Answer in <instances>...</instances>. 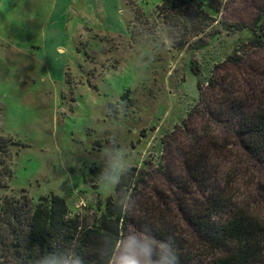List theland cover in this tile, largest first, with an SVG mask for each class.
Segmentation results:
<instances>
[{"label":"rangeland","instance_id":"obj_1","mask_svg":"<svg viewBox=\"0 0 264 264\" xmlns=\"http://www.w3.org/2000/svg\"><path fill=\"white\" fill-rule=\"evenodd\" d=\"M162 1L0 0V133L11 139L13 171L0 199L35 204L55 195L70 216L89 221L107 202L129 208L152 201L167 209L180 233L184 264H201L211 257L177 200L184 195L187 201L185 188L190 203L208 192L188 177L193 140L201 146L208 136L225 147L211 185L225 201L263 218L264 160L246 151L237 118L220 103L217 88L196 87L190 62L203 64L210 28L197 37L192 25L184 31L170 11L156 14ZM217 6L218 21L249 26L264 0ZM221 38L228 48L219 41L208 47L221 54L218 76L227 75L241 93L264 90V46L242 47L235 64L225 61L232 39ZM110 148L122 149L131 166L115 190L102 189L90 170L105 167ZM133 237L144 244L146 235L127 220L120 243Z\"/></svg>","mask_w":264,"mask_h":264},{"label":"trees","instance_id":"obj_2","mask_svg":"<svg viewBox=\"0 0 264 264\" xmlns=\"http://www.w3.org/2000/svg\"><path fill=\"white\" fill-rule=\"evenodd\" d=\"M200 1L163 0L156 14L164 17L170 11L171 16L183 25L184 31L188 25L193 26L195 37L210 28V41L202 49L203 64L195 60L190 62L196 87L200 89L204 83L217 88L220 103L237 118L246 151L252 157L264 160V90L251 89L250 93H241L227 75L218 76L216 71L223 68V60L218 56L221 54L208 50L216 41H219V48H228L223 44V33L227 40L232 39L233 44L227 50V62L239 63L242 47H263L264 9L249 26L234 25L217 20V3L222 0ZM213 24L219 26L213 27ZM170 25L177 27L178 24L171 22ZM182 45L184 42L176 46L181 48ZM194 51L190 52L193 54ZM210 57L211 63L205 60ZM206 71L208 74L203 80L202 74ZM203 138L201 146L199 139L193 140L197 146L185 159V165L193 183L208 192L201 195L203 200L190 203V193L185 188L183 192L187 201L184 195L177 199L179 211L200 237L198 245L204 247L211 257L201 264H264V218L225 201L223 194L211 185L210 181L217 172L215 160L225 152V147L208 136ZM11 145V139L0 133V192L8 187L13 176ZM90 170L98 180L101 168ZM224 215L227 216L222 217ZM169 216L166 208L160 209L152 201L136 203L129 208L123 203L107 202L103 212L89 221L85 216H70L65 201L55 195L41 197L35 204L23 197L4 196L0 199V264H75V257L69 258V253H75L83 264H111L127 220L143 229L146 235L144 245L148 247L157 249L158 242L170 239L179 264H184L185 260L179 254L181 235L175 225H171ZM214 217L219 221H214ZM157 250L160 255H167L164 243H159ZM49 253H54L55 257L41 262V258ZM61 254H64L63 258Z\"/></svg>","mask_w":264,"mask_h":264},{"label":"clouds","instance_id":"obj_3","mask_svg":"<svg viewBox=\"0 0 264 264\" xmlns=\"http://www.w3.org/2000/svg\"><path fill=\"white\" fill-rule=\"evenodd\" d=\"M106 153L108 159L105 160V167L101 170L98 184L102 189L115 190L120 185L122 177L131 171V166L122 149L110 148L106 150ZM159 243H164L167 248L166 256L160 255L158 252ZM157 249L144 245L142 241L134 237L127 238L120 243L115 264H179L170 239L158 242ZM63 256L64 254H61V258ZM49 257H55V254H47L41 258V262ZM71 257H75V264H83L82 260L75 256V253H69V258Z\"/></svg>","mask_w":264,"mask_h":264}]
</instances>
